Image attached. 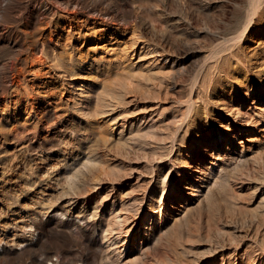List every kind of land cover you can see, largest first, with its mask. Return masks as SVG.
Returning a JSON list of instances; mask_svg holds the SVG:
<instances>
[{
	"label": "rangeland",
	"instance_id": "rangeland-1",
	"mask_svg": "<svg viewBox=\"0 0 264 264\" xmlns=\"http://www.w3.org/2000/svg\"><path fill=\"white\" fill-rule=\"evenodd\" d=\"M39 1L0 18V264H264V0H115L127 28ZM5 24L36 43L20 93Z\"/></svg>",
	"mask_w": 264,
	"mask_h": 264
},
{
	"label": "bare ground",
	"instance_id": "bare-ground-1",
	"mask_svg": "<svg viewBox=\"0 0 264 264\" xmlns=\"http://www.w3.org/2000/svg\"><path fill=\"white\" fill-rule=\"evenodd\" d=\"M6 1L7 0H3V3L0 4V18L4 15V9L5 8L3 7V4L6 3ZM93 1L92 0H79V1H77V0H40L38 2V5L36 6V8L38 10V13L41 15V19L43 20V22H45L48 25L50 24L51 20L53 19V16H55V17L65 16V17L69 18L71 15L76 13V8L75 7L76 6L78 7V4H79L80 6L83 5L84 7H90L91 8L88 11V16L94 17V14H95L96 15L95 17H100V18H103V19H109V20L113 21L112 22L113 24H116V25L120 24L124 28L129 27V23L126 20L124 14L120 11V7H119L117 1H115V0H109V1L104 0L105 4H106L104 7H97L95 2H93ZM254 1L255 0H251V2H254ZM32 13L35 14V10ZM73 19H74V17H73ZM10 27H11L10 24H5V26L3 27V30L1 32V33H3L2 35H4V37L7 39V40L4 41L5 42V46L9 49V53H11V55L8 56V57L12 58V68H7V69L5 68L6 69L5 71H6V73H10L11 74V78L12 79H11V82H10V88L12 87L11 88L12 90L16 91L17 93L18 92L20 93L21 90H23V91L27 90V86L22 80V78H23V75H22L23 74L22 73V71H23L22 63H23V61L26 58L31 57L33 55H36V51H34V47H35L36 43H35L34 40H30V39H28L26 37H25V39L20 41V37L17 34L14 37H12L11 36V32H10L11 31ZM109 27L110 26L108 25V28ZM244 31H245V28H244L243 32ZM243 32L241 34L238 33L239 34L238 38H242L241 36L243 35ZM133 33H135L134 29H131V37L132 38L130 39V41H131L132 44H136L137 41H141L142 42V45L140 46L141 49L145 48V47H149V48H146V49H149V50H146V52L142 53V55L145 54V53L147 54V52L152 53V54L153 53H155V54L159 53V50L156 49V44L153 43V44H151V46H148V45H146L147 42L144 39L137 38V36H134ZM45 40H43V41H45ZM56 45H58L57 40L55 41L54 47H56ZM128 47H129V45H128ZM131 47H129V48H131ZM39 52L40 53L43 52L42 45L39 48ZM22 53H25V57L21 56ZM132 54H134L133 51H132ZM142 55L138 56L139 57L138 59H140V57ZM55 61L56 60H53V62L50 65H52V64H60L59 62H55ZM4 65H5V63H4L3 58H0V66H4ZM61 71L65 72V69L63 68V70H61ZM70 79H76V76H74V74L73 75L71 74ZM254 107L256 108L257 106H254ZM260 110L263 111L262 108H258V112H261ZM121 117H122L121 115L113 117L109 124H112L113 126H114V124H116L115 126H117V127L120 126L119 128L124 127L125 122H123V121L120 122L121 121L120 120ZM244 117H245V115H244ZM244 122L245 123H249V124H253V126H255V125L260 123L259 119H255L253 117L252 118L249 117V119H245ZM263 129H264V126L262 128H260V130H263ZM121 130L122 129H120L118 133H120ZM230 138L231 139L235 138L234 133H231ZM134 198H136V197H134ZM132 203H130V204H132ZM122 209H124V208L120 207V209L118 210V211L121 210V212H118V211L115 212V210L113 211V212H115L113 214V216H112L113 218H112V220H109L106 223V227L103 228L104 232L108 231L109 233L111 232L113 234V233H115V231H113V230H115L113 225H115V224L119 225V223H121V222H125L126 223V219L128 218V216H127L128 211H126V210L123 211ZM147 219H151V215ZM136 221H137V219H136ZM152 222L154 223V219H152L151 223ZM135 223H134V225L132 224L129 227L126 226L127 228H125V229H122V230L120 229V230L116 231L117 232V234H116L117 239H119L117 241V242H119V244L117 246H119V247L123 246L124 249H125L122 253H129L130 252V248H128V246H127L128 243L127 242L129 240V234H132V237L136 236L135 230H136L137 226L135 225ZM146 224L147 225H144L143 229L151 228V226L150 227L148 226L149 222H147ZM80 227H83V228H86V229L87 228L93 229L94 227H96V224L93 223L92 221H89L87 219L86 221H83V223L80 225ZM137 230H138V228H137Z\"/></svg>",
	"mask_w": 264,
	"mask_h": 264
}]
</instances>
